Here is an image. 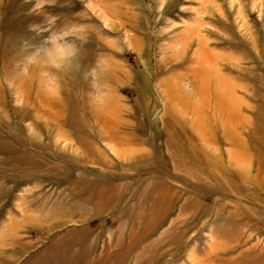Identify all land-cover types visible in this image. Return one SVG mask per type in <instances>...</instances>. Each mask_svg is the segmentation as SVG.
Returning a JSON list of instances; mask_svg holds the SVG:
<instances>
[{
  "label": "rangeland",
  "instance_id": "374dc122",
  "mask_svg": "<svg viewBox=\"0 0 264 264\" xmlns=\"http://www.w3.org/2000/svg\"><path fill=\"white\" fill-rule=\"evenodd\" d=\"M0 264H264V0H0Z\"/></svg>",
  "mask_w": 264,
  "mask_h": 264
},
{
  "label": "clouds",
  "instance_id": "9594fccd",
  "mask_svg": "<svg viewBox=\"0 0 264 264\" xmlns=\"http://www.w3.org/2000/svg\"><path fill=\"white\" fill-rule=\"evenodd\" d=\"M55 18H53L54 20ZM37 25H30L29 30L35 31ZM27 43V42H25ZM87 43L85 30L78 25H70L67 28L61 27L55 31H50L44 38L40 46H33V51L23 60L22 71L27 74L33 67L43 66L40 71L41 86L47 90L52 84L59 83V73L75 63L80 56L82 45ZM55 53V56L50 53ZM100 60L93 64L86 73V79L89 84V101L96 102L98 99V71ZM9 88L13 101L20 95V89L15 81L9 79L5 81ZM27 127V125H26Z\"/></svg>",
  "mask_w": 264,
  "mask_h": 264
}]
</instances>
